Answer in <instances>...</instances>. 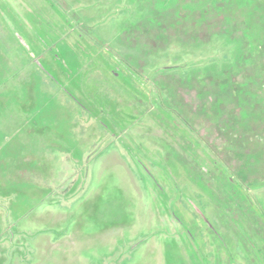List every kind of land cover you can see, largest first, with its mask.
I'll return each mask as SVG.
<instances>
[{
	"label": "rangeland",
	"instance_id": "rangeland-1",
	"mask_svg": "<svg viewBox=\"0 0 264 264\" xmlns=\"http://www.w3.org/2000/svg\"><path fill=\"white\" fill-rule=\"evenodd\" d=\"M146 15L135 0H0V264H264V221L224 210L222 191L217 206L186 164L222 190L189 83L230 69L240 33L156 49L131 34ZM165 120L193 121L201 147ZM249 193L264 216V186Z\"/></svg>",
	"mask_w": 264,
	"mask_h": 264
},
{
	"label": "trees",
	"instance_id": "trees-1",
	"mask_svg": "<svg viewBox=\"0 0 264 264\" xmlns=\"http://www.w3.org/2000/svg\"><path fill=\"white\" fill-rule=\"evenodd\" d=\"M135 1L139 10H147V15L137 22L131 34L140 41L154 43L153 48L156 49L175 42L204 43L218 33L233 36L236 30L240 33L235 36L239 43V54L230 69L218 75L198 74L192 79L199 83L198 86L193 81L189 83L203 96V103L197 105L198 116L203 118L214 133V138L219 140V144L209 143V138L206 142L217 158L215 170H221L226 180L222 190L214 174L216 178L212 177V183L203 182L198 170L201 167L200 159L192 157L193 165L186 164L190 178L214 199L217 206L222 207L219 202V192L222 191L230 203L223 206L224 210L241 209L244 215L251 212L258 220L261 218L264 221L263 214L249 193L253 188L264 186V0ZM160 2H163V6H158ZM158 43L163 46L156 45ZM174 116L179 118L176 114ZM192 122L185 121L189 128L178 120L175 121L176 127H170L168 120L162 122L167 132L176 128L177 136L186 141L187 152L201 147L197 138L192 136ZM250 150H254L252 161L256 164L257 172L248 178L245 170L250 169ZM212 184L218 190L214 191ZM189 256L193 264L200 260L196 251L195 255Z\"/></svg>",
	"mask_w": 264,
	"mask_h": 264
}]
</instances>
